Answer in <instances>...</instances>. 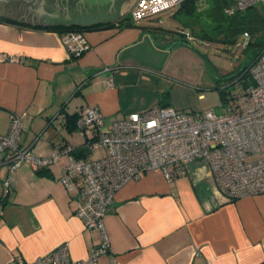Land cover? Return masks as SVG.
<instances>
[{
    "label": "crops",
    "instance_id": "0c3cea01",
    "mask_svg": "<svg viewBox=\"0 0 264 264\" xmlns=\"http://www.w3.org/2000/svg\"><path fill=\"white\" fill-rule=\"evenodd\" d=\"M123 13L111 26L85 30L90 48L71 55L64 31L34 25L20 9L0 6V16L13 21L0 20V136L11 114L24 112L19 143L48 156L62 144L71 149L84 143L67 118L85 105L99 109L105 126L130 112L171 106L165 54L196 37L143 19L120 25ZM70 155L63 153L44 174L23 162L7 194V169L0 165V264L33 260L61 243L80 259L100 243L99 231L85 228L75 214L78 193L60 181ZM105 228L110 248L98 264H264V194L226 200L200 160L170 180L152 170L125 183Z\"/></svg>",
    "mask_w": 264,
    "mask_h": 264
},
{
    "label": "built area",
    "instance_id": "2783aa9c",
    "mask_svg": "<svg viewBox=\"0 0 264 264\" xmlns=\"http://www.w3.org/2000/svg\"><path fill=\"white\" fill-rule=\"evenodd\" d=\"M182 1L134 0L130 13L133 20H142ZM252 6L264 9V0H230L224 13L231 16ZM243 36L248 44L251 34L244 31ZM63 42L71 55L90 48L84 31L64 33ZM7 58L16 60L15 56ZM103 70L110 71L107 67ZM248 73L253 84L245 89L242 103L229 106L224 114L211 109L153 106L130 112L105 126L97 107L83 106L75 127L84 137V147L95 156L70 155L60 181L67 190L78 193L80 203L75 214L85 228L99 231L101 241L84 258H71L68 245L61 243L33 260L19 258L11 264H98V258L110 248L105 217L115 193L147 171L159 170L170 180L182 173L189 161L200 160L210 169L216 191L226 200L264 194V48L249 64ZM107 82L112 84L111 76ZM23 116L24 112L12 113L7 133L0 136V165L7 169L4 194L12 188V175L23 162L39 169L71 151L62 144L50 155L40 156L33 147L22 146Z\"/></svg>",
    "mask_w": 264,
    "mask_h": 264
},
{
    "label": "rangeland",
    "instance_id": "374dc122",
    "mask_svg": "<svg viewBox=\"0 0 264 264\" xmlns=\"http://www.w3.org/2000/svg\"><path fill=\"white\" fill-rule=\"evenodd\" d=\"M133 2L134 0H129L123 14L131 11ZM198 5H204V0H199ZM176 8L167 9L143 20L155 22L160 28L191 32L189 24L192 22V16H173ZM204 21L208 20L200 16L199 22ZM256 41L258 37L251 35L247 45L243 34L237 33L231 41H224L219 35L212 40L199 36L190 38L185 46L177 50L170 46V50L165 54L169 56L167 69L172 72L170 105L176 109H211L215 114H224L229 106L241 104L245 89L239 83V74L253 60L258 50V45L254 44ZM199 94L202 96L199 97ZM94 156L89 155L87 158L92 159Z\"/></svg>",
    "mask_w": 264,
    "mask_h": 264
},
{
    "label": "trees",
    "instance_id": "16d2710c",
    "mask_svg": "<svg viewBox=\"0 0 264 264\" xmlns=\"http://www.w3.org/2000/svg\"><path fill=\"white\" fill-rule=\"evenodd\" d=\"M199 0H183L178 4L176 9L173 12V16L177 14L191 15L192 22L189 24L191 27V32H188L189 35L198 38L199 36L203 39L216 38V35L222 37L224 41H231L234 39L235 34L242 33L244 31L249 32L251 35L258 37L256 45H258V50H256L254 57L264 48V9L260 6H252L246 9L242 13H235L231 16L224 13V8L230 3V0H204V5H198ZM203 17L208 21L203 23L199 22V17ZM0 20L13 22L10 18L0 16ZM132 22V15L130 13L126 14L119 20L120 25H130ZM111 23L108 24H95L92 26H44L50 30H58L70 32V31H85L93 28H98L102 26H111ZM217 34L215 35V33ZM250 43V41H249ZM248 43V44H249ZM247 44V45H248ZM254 59V58H253ZM251 63V62H250ZM249 63V64H250ZM245 66L239 74V83L247 89L253 84L251 75L248 73V67ZM221 98L224 100L221 91H219ZM167 106V105H160ZM78 115V114H77ZM77 115L67 118V123L72 124L73 128L75 127V121ZM70 154L74 158L79 157H88L90 152L82 144L79 147L71 148ZM45 167L39 168L38 171L40 174H44Z\"/></svg>",
    "mask_w": 264,
    "mask_h": 264
},
{
    "label": "flooded vegetation",
    "instance_id": "af4514ba",
    "mask_svg": "<svg viewBox=\"0 0 264 264\" xmlns=\"http://www.w3.org/2000/svg\"><path fill=\"white\" fill-rule=\"evenodd\" d=\"M3 5L20 9L26 20L41 26H92L118 19L107 4L90 6L87 1L81 4L78 0H0V6Z\"/></svg>",
    "mask_w": 264,
    "mask_h": 264
},
{
    "label": "water",
    "instance_id": "95a60500",
    "mask_svg": "<svg viewBox=\"0 0 264 264\" xmlns=\"http://www.w3.org/2000/svg\"><path fill=\"white\" fill-rule=\"evenodd\" d=\"M7 1V0H5ZM88 2L90 6H92L94 3L101 5V4H107L109 6V10L112 11L113 15L119 16L124 11V7L129 2V0H121L116 5L117 0H78L79 3H85ZM112 7H115L114 9Z\"/></svg>",
    "mask_w": 264,
    "mask_h": 264
}]
</instances>
